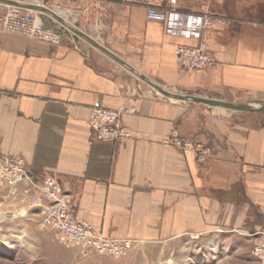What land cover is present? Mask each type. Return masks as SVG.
I'll return each instance as SVG.
<instances>
[{
	"label": "crops",
	"instance_id": "crops-1",
	"mask_svg": "<svg viewBox=\"0 0 264 264\" xmlns=\"http://www.w3.org/2000/svg\"><path fill=\"white\" fill-rule=\"evenodd\" d=\"M204 5L229 26L203 37L216 65L186 73L175 52L199 41L168 36L164 15L148 10L170 0H48L82 19L96 12L109 50L173 93L263 103L264 0H177L183 12ZM43 22L56 27L50 17ZM92 54L70 39L0 29V157L23 158L35 179L58 180L77 219L110 239L171 243L216 232L256 242L264 230V115L164 97L95 64ZM132 99L137 113L123 117L132 138L96 141L92 111L122 110ZM175 130L211 151L206 164L194 150L164 145ZM0 210L33 211L26 188L0 191Z\"/></svg>",
	"mask_w": 264,
	"mask_h": 264
},
{
	"label": "built area",
	"instance_id": "built-area-1",
	"mask_svg": "<svg viewBox=\"0 0 264 264\" xmlns=\"http://www.w3.org/2000/svg\"><path fill=\"white\" fill-rule=\"evenodd\" d=\"M26 5L50 8L48 0H0V29L7 33L58 43L60 35L45 27L40 13L26 9ZM148 10L150 14L164 15L168 36L199 41L196 46L181 45L177 48L175 55L182 71L193 73L216 65L215 58L210 54L209 44L203 37L207 31L229 26L228 20L211 14L206 5L200 12H183L178 8L177 0H170L169 7H151ZM137 105V99H132L122 110H93L89 124L95 140L116 142L132 138V132L123 124V117L136 114ZM164 145L196 151L200 164H206L211 157L208 148L184 140L177 130L164 140ZM19 185L26 188L33 209L40 210L39 226L45 230H53L60 243L75 248L78 256L100 254L122 258L134 248V241L107 238L93 225L79 221L74 213L73 199L58 180L35 179L29 173L23 158L0 157V191L14 190ZM255 237V264H264V230L258 231Z\"/></svg>",
	"mask_w": 264,
	"mask_h": 264
},
{
	"label": "rangeland",
	"instance_id": "rangeland-1",
	"mask_svg": "<svg viewBox=\"0 0 264 264\" xmlns=\"http://www.w3.org/2000/svg\"><path fill=\"white\" fill-rule=\"evenodd\" d=\"M65 11L75 13V9L72 8ZM96 14L92 11L86 19L79 16L76 21L73 17L65 20L73 28L86 33L110 49L103 42V37L96 32L95 27L101 24L100 21H96ZM50 18L57 23L53 17ZM73 36L71 33V38L64 36L63 39H70L75 43ZM80 43L89 47L97 59H93L95 64L134 79L145 88L157 92L127 71L123 65L115 63L86 41L81 40ZM260 114L264 115V112ZM37 214L34 210L28 212L0 210V264H255L254 236L242 233L213 232L203 236H192L181 242L136 244L131 252L122 258L100 254L80 257L75 248L60 243L53 230L42 229L39 226L41 217Z\"/></svg>",
	"mask_w": 264,
	"mask_h": 264
},
{
	"label": "water",
	"instance_id": "water-1",
	"mask_svg": "<svg viewBox=\"0 0 264 264\" xmlns=\"http://www.w3.org/2000/svg\"><path fill=\"white\" fill-rule=\"evenodd\" d=\"M26 9L33 10L35 12L40 13V17L42 20H47L49 17H53L57 23L56 27L54 28V31L60 35V37L63 40L64 36H68L71 38V33L74 34L73 38L76 43H79L81 40L86 41L89 43L93 48L99 50L101 53L112 59L115 63L123 65L127 71L135 75L137 78L142 80L143 82L150 85L152 88H154L157 92H159L164 97L174 99L177 101H184V102H191V103H202L206 104L211 107L219 108L228 112L232 113H261L264 112V102L263 103H253V104H237V103H228L225 101L220 100H212V99H206L203 97H197L193 95H181L177 93H173L159 84L151 81L148 77L145 75H142L138 73L133 67H131L129 64H127L125 61H123L119 56H117L115 53H113L108 48L102 46L99 44L96 40H94L92 37L87 35L84 32H81L72 26H70L66 20L59 16L55 11L41 7L39 5H26L24 6Z\"/></svg>",
	"mask_w": 264,
	"mask_h": 264
},
{
	"label": "bare ground",
	"instance_id": "bare-ground-1",
	"mask_svg": "<svg viewBox=\"0 0 264 264\" xmlns=\"http://www.w3.org/2000/svg\"><path fill=\"white\" fill-rule=\"evenodd\" d=\"M56 13H58L59 15H61V17H63L64 19H69V17H73L74 20H77V14H75L74 12H70V11H65V10H55ZM24 216V215H22Z\"/></svg>",
	"mask_w": 264,
	"mask_h": 264
}]
</instances>
